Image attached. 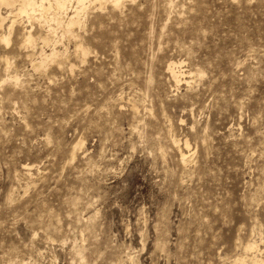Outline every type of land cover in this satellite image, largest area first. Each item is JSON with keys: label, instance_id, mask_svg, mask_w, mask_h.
<instances>
[{"label": "rangeland", "instance_id": "1", "mask_svg": "<svg viewBox=\"0 0 264 264\" xmlns=\"http://www.w3.org/2000/svg\"><path fill=\"white\" fill-rule=\"evenodd\" d=\"M105 7L41 70L37 22L0 44V264L264 257V0Z\"/></svg>", "mask_w": 264, "mask_h": 264}, {"label": "bare ground", "instance_id": "2", "mask_svg": "<svg viewBox=\"0 0 264 264\" xmlns=\"http://www.w3.org/2000/svg\"><path fill=\"white\" fill-rule=\"evenodd\" d=\"M126 0H0V44L9 47L12 42V35L16 30V26L21 18H25L27 25L25 29V37L23 45L28 48H33L36 45L37 39L34 37V24L37 22L40 27L46 29L47 36L41 37L40 40L44 46L50 48L51 53L48 54L44 49L38 56L40 60L39 70L45 68L50 61H56L65 54L58 51L56 41H52L49 36L60 34L61 37L71 36L77 38V28H82L86 23V18L91 10H104L107 4H111L113 8H121ZM135 1V0H132ZM6 9L5 14L3 9ZM76 55L86 58L89 50L82 45L76 46ZM180 65V64H179ZM9 68V67H7ZM168 71L171 74L173 81L179 85L182 82L189 85L187 76L192 78V74L184 73L181 67L175 63H170ZM8 78V77H7ZM18 81V76L11 77ZM9 79V78H8ZM174 147L180 152V160L183 165L188 164L191 155V149L188 142L180 146V141L173 139ZM81 145V144H80ZM76 145L74 150L79 146ZM76 154L74 152L73 158ZM28 171L30 167L26 168ZM245 255L236 257L231 264H264V257L258 258L260 250L255 243L248 244L245 248ZM261 257V256H260Z\"/></svg>", "mask_w": 264, "mask_h": 264}]
</instances>
